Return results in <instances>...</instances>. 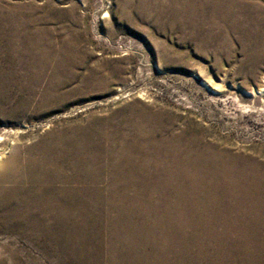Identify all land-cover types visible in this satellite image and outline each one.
Segmentation results:
<instances>
[{
  "label": "bare ground",
  "instance_id": "6f19581e",
  "mask_svg": "<svg viewBox=\"0 0 264 264\" xmlns=\"http://www.w3.org/2000/svg\"><path fill=\"white\" fill-rule=\"evenodd\" d=\"M166 7L176 26L203 20L222 30L223 52L231 31L264 37V0H168ZM263 94V86L248 93ZM160 126L119 144L108 134L53 133L14 145L0 173V234L7 238L0 264L77 256L85 264H222L261 255L264 160Z\"/></svg>",
  "mask_w": 264,
  "mask_h": 264
},
{
  "label": "rangeland",
  "instance_id": "374dc122",
  "mask_svg": "<svg viewBox=\"0 0 264 264\" xmlns=\"http://www.w3.org/2000/svg\"><path fill=\"white\" fill-rule=\"evenodd\" d=\"M165 3L0 0V173L14 145L45 134H108L119 144L155 125L169 128L161 133L203 135L264 160V94L248 95L264 87V37L231 31L223 52L222 30L203 20L176 26ZM6 240L0 234V247ZM260 253L222 264H264ZM60 264L85 263L77 256Z\"/></svg>",
  "mask_w": 264,
  "mask_h": 264
}]
</instances>
